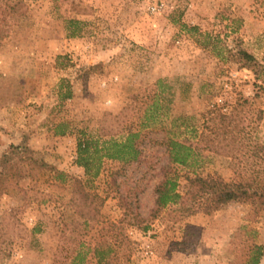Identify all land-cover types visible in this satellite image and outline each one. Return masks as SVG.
<instances>
[{
  "label": "rangeland",
  "instance_id": "374dc122",
  "mask_svg": "<svg viewBox=\"0 0 264 264\" xmlns=\"http://www.w3.org/2000/svg\"><path fill=\"white\" fill-rule=\"evenodd\" d=\"M7 1L19 5L7 13L0 6V155L16 142L49 168L0 178V264H71L72 257L64 260L58 251L62 240L65 249L71 239L94 246L99 226L71 233L74 179L104 199L102 220L122 229L115 245L119 264H241L240 253L264 243V211L252 218L249 205L240 202L210 214L192 204L169 207L146 231L120 224L122 210L107 186L109 170L120 163L103 160L95 178L75 164L77 132L119 137L118 131L137 122L140 106L126 116L119 112L136 98L147 102L158 80L174 92L162 120L176 136L182 131L195 142L210 106L240 93L251 102L254 131L264 145V74L256 77L225 52L240 46L262 62L264 0ZM151 7L157 12L150 13ZM66 90L71 97L61 100ZM175 117L189 119L188 131L172 124ZM202 153L197 175L234 178L227 156ZM22 166L27 169L26 162ZM172 169L180 187L192 175L181 166ZM142 204L146 214L150 190ZM83 264L95 260L88 256Z\"/></svg>",
  "mask_w": 264,
  "mask_h": 264
},
{
  "label": "trees",
  "instance_id": "16d2710c",
  "mask_svg": "<svg viewBox=\"0 0 264 264\" xmlns=\"http://www.w3.org/2000/svg\"><path fill=\"white\" fill-rule=\"evenodd\" d=\"M18 5L16 3L10 7L7 0H0V6L5 8L3 13L11 12L10 9ZM187 28L197 31L196 27ZM225 52L228 58L252 71L256 77L264 74V58L262 62L258 61L240 46L231 51L225 49ZM154 88L155 92L147 102L136 98L128 108L119 112L118 117L126 116L128 110L134 111L140 106L136 111L137 122L118 131L121 133L119 137L106 140L104 136L94 137L84 130L77 132L75 164L84 170L87 177L98 176L103 160L120 163L119 168L111 169L107 174L108 189L116 194L118 207L122 210L119 223L146 231L148 223L169 207L184 210L192 204L203 213L210 214L230 202L249 205L250 216L256 218L264 211V145L258 141L254 131V114L250 116L251 102L236 93L234 101L211 105L201 117V130L196 132L198 135L193 142L186 139L182 131L178 136L173 134L162 120L174 98L171 86L165 80H158ZM60 96L61 100L68 99L71 92L66 90ZM187 120L175 117L171 122L178 124L179 130L185 132L189 128ZM118 133L115 135L118 136ZM65 134V131H55V135ZM202 151L227 156L232 162L231 167L235 169L234 178L225 180L217 174L205 177L197 175L205 159ZM22 162H26L27 169L25 166L20 167ZM173 166H181L192 172V175L184 177L185 184L182 187ZM33 168L40 170L49 167L33 159L26 146L11 143L0 155V178L28 175ZM141 168V175L136 177L135 173ZM148 190L151 193V206L144 214L142 198ZM103 202L104 199L89 189L84 181L74 179L70 197L74 217L70 220L71 233L80 230L81 226L89 230L99 226V230L92 248L71 239L72 243L65 249L62 240L58 251L65 253L64 260L72 257L71 264H83L86 257L90 256L95 264H119V251L115 245H120L116 237L118 233L122 237V229L118 224L102 220L100 208ZM67 226L69 223L64 224L62 232ZM240 259L241 264H260L264 259V243L247 247L246 252L238 256Z\"/></svg>",
  "mask_w": 264,
  "mask_h": 264
},
{
  "label": "crops",
  "instance_id": "0c3cea01",
  "mask_svg": "<svg viewBox=\"0 0 264 264\" xmlns=\"http://www.w3.org/2000/svg\"><path fill=\"white\" fill-rule=\"evenodd\" d=\"M19 106H20V107H19ZM15 108H16V110H18V111H19V109H22L20 104H19V105L16 104ZM15 132L17 133L18 131L16 130ZM20 132H21V131H19L18 133H20ZM13 142H14V141H13ZM15 143H16V142H15Z\"/></svg>",
  "mask_w": 264,
  "mask_h": 264
},
{
  "label": "built area",
  "instance_id": "2783aa9c",
  "mask_svg": "<svg viewBox=\"0 0 264 264\" xmlns=\"http://www.w3.org/2000/svg\"><path fill=\"white\" fill-rule=\"evenodd\" d=\"M157 12V8L156 7H151L150 8V13H155Z\"/></svg>",
  "mask_w": 264,
  "mask_h": 264
}]
</instances>
